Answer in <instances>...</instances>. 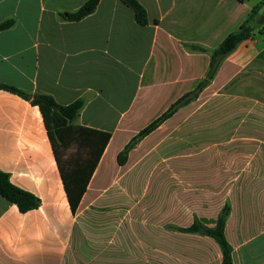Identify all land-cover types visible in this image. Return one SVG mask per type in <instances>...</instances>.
<instances>
[{"label":"crops","instance_id":"crops-1","mask_svg":"<svg viewBox=\"0 0 264 264\" xmlns=\"http://www.w3.org/2000/svg\"><path fill=\"white\" fill-rule=\"evenodd\" d=\"M0 0V84L82 99L74 123L110 134L75 213L37 106L0 89V171L39 200L21 213L0 196V264H264V34L240 42L199 96L128 153L130 139L204 78L210 53L261 0ZM264 12L263 9L254 17ZM258 20V19H257ZM257 22V21H256ZM253 24V20L250 22ZM200 47L205 51L193 50Z\"/></svg>","mask_w":264,"mask_h":264},{"label":"trees","instance_id":"trees-1","mask_svg":"<svg viewBox=\"0 0 264 264\" xmlns=\"http://www.w3.org/2000/svg\"><path fill=\"white\" fill-rule=\"evenodd\" d=\"M100 1L87 0L78 10L68 14L65 19L71 22L80 21L93 13ZM120 1L134 12L138 24L145 25L147 23L146 12L136 0ZM239 1L243 2L245 0ZM263 7L264 0L253 6L249 17L241 24L239 29L227 35L219 46L210 53L208 70L204 78L193 90L179 97L163 114L130 139L123 150L117 155L119 165H123L126 162L128 153L142 138L154 131L179 108L188 105L199 96L201 91L213 79L221 61L240 42L248 39L253 34L254 29H259V32L264 34V24L257 25L256 23L259 16L256 19L254 18ZM252 20L253 24H250ZM13 23L12 19L1 23L0 31L10 28ZM192 49L205 51L203 48L196 46H193ZM0 89L16 94L29 101L31 105L38 107L60 172L70 209L72 213H75L100 156L108 143L110 134L82 127L74 123L84 105L82 99H77L67 105H59L52 96L47 94L30 95L15 87L4 84H0ZM0 196L16 205L21 213L36 209L39 205L37 197L12 185L8 179V175L1 171ZM228 211V207L225 206L218 215L216 225L212 228L205 227L195 220L190 227L179 229L181 232L198 233L213 238L221 251V264H232L231 248L224 236V225Z\"/></svg>","mask_w":264,"mask_h":264},{"label":"water","instance_id":"water-1","mask_svg":"<svg viewBox=\"0 0 264 264\" xmlns=\"http://www.w3.org/2000/svg\"><path fill=\"white\" fill-rule=\"evenodd\" d=\"M256 23H257V25L264 24V12L258 17V20Z\"/></svg>","mask_w":264,"mask_h":264},{"label":"built area","instance_id":"built-area-1","mask_svg":"<svg viewBox=\"0 0 264 264\" xmlns=\"http://www.w3.org/2000/svg\"><path fill=\"white\" fill-rule=\"evenodd\" d=\"M264 39V38H263Z\"/></svg>","mask_w":264,"mask_h":264}]
</instances>
